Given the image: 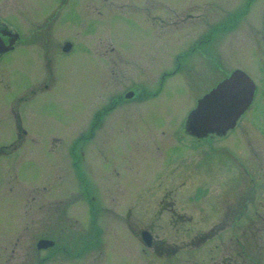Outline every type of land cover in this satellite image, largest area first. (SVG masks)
<instances>
[{
  "label": "rangeland",
  "instance_id": "rangeland-1",
  "mask_svg": "<svg viewBox=\"0 0 264 264\" xmlns=\"http://www.w3.org/2000/svg\"><path fill=\"white\" fill-rule=\"evenodd\" d=\"M233 1L0 0V22L21 39L0 60V264H264V0L245 18L259 23L263 60L252 64L251 25L238 23L213 35L219 60L194 54L168 76ZM236 68L257 87L244 121L258 135L192 146L188 113ZM134 89L158 95L115 108L83 145L94 114ZM41 238L54 249L38 251Z\"/></svg>",
  "mask_w": 264,
  "mask_h": 264
},
{
  "label": "flooded vegetation",
  "instance_id": "flooded-vegetation-1",
  "mask_svg": "<svg viewBox=\"0 0 264 264\" xmlns=\"http://www.w3.org/2000/svg\"><path fill=\"white\" fill-rule=\"evenodd\" d=\"M260 1H262V0H234L233 2L236 3L235 5H237V6L239 5V8L237 10H234L232 12V14L230 13L231 14L230 16L234 17L237 20L236 25L240 24V26H243L244 23L251 25L249 32L244 33L245 34L244 36H245V39H247L249 37L248 41H249V39H251L250 41L253 44L252 47L255 49V57L253 58V60H250L253 65L256 64L257 62H259L260 60H263V58L259 57L260 46H259L258 40H257L258 34H259V23L258 24L254 23L255 25L250 24L249 21H247V19H245V18L249 17V16L252 17L253 14L259 12ZM191 7H193V6L189 5L187 10L181 14H183L186 17H192V10L193 9H191ZM229 20L228 19L224 20L223 24H217L214 26H210V28L207 31H204V33L201 34L199 40L192 43L191 47L185 51L186 54L188 55V54L194 53L196 51L195 57L198 60H201V61L212 60L211 44H212V40H213V34L218 33L221 35H223V34L226 35L230 31V29L232 30V27H230V25H228ZM254 27H255L256 31L252 32L251 29ZM47 32H48L47 30H44V32H42V30L39 29V31H37L35 34V36H36L35 40H33L34 45H36L37 41L40 40V38H41L40 35H42V36L44 35V38H46ZM20 42H21V39H20L19 34L13 30L8 29L4 24H2L0 22V60H2V58L6 54L13 52L19 46ZM254 44H255V46H254ZM257 45H258V48H257ZM185 59L191 60V56H185L184 54H181L175 58L176 69L171 74H169V76H173L177 73L178 67L180 66V60H185ZM119 60H122V59H119ZM217 60H218V58H217ZM236 69L242 70L240 68H236ZM233 70H235V69L228 71L222 79L229 76V74ZM242 71L245 72L244 70H242ZM246 74L249 76L248 73H246ZM216 83L214 84V86L216 85ZM256 90H257V87L255 84L254 97H255ZM127 92H132V94H133V97L131 99H129V101L141 100L140 97L143 96L136 89L127 90L120 95L118 94L115 98L112 99V101L106 107H104L103 109L96 112V114H94L93 118L95 119L97 114L102 113V117H101V120L99 122L100 126L103 124L104 119L107 117L108 114H110V112L112 110L119 107L120 105H123V104L125 105V102H127L126 101L127 99L125 98V95ZM254 97H253V100H252L250 106L239 117V119L236 121L235 125L232 128L228 129L225 133H218L221 131H218V132L215 131V132H211V133H202V132L199 133L198 131H194L192 129H190V130L184 129V135H187L186 138H188L190 140L189 143H191L192 146H198V145H202L203 147L213 146V145L219 146L220 144H222L224 142V140L231 138L230 134L233 131L239 130L241 134L237 135L235 137V139L240 140V141H246L250 145L251 139H255V134L258 135V131L255 129L254 124H252L251 122L249 123L246 120L244 121V118H248V116H249V113H250V110L252 108V104L254 101ZM202 146H200V147H202ZM251 155L255 156L254 149L251 150ZM236 168L239 170V172L238 173L236 172L235 180H233L234 184L232 183L233 185L231 187H233V191L235 190L236 192H239V191H241L240 189L243 188V170H242L241 165L237 162H236ZM239 197H238V200L236 202H234L235 203L234 206L237 207V206L242 205L244 207V203H246V201L249 199V197L247 198V200H243V197L242 198L241 197L239 198ZM227 208H229V207H227ZM44 239H47V238H44Z\"/></svg>",
  "mask_w": 264,
  "mask_h": 264
},
{
  "label": "water",
  "instance_id": "water-1",
  "mask_svg": "<svg viewBox=\"0 0 264 264\" xmlns=\"http://www.w3.org/2000/svg\"><path fill=\"white\" fill-rule=\"evenodd\" d=\"M70 44H65L63 51H68ZM254 85L251 79L241 71H234L210 92L198 100L195 109L188 118V126L198 132H225L232 127L239 116L251 103ZM129 97V95L127 96ZM142 240L151 244V235L143 231ZM53 246V242L40 240L37 249Z\"/></svg>",
  "mask_w": 264,
  "mask_h": 264
},
{
  "label": "trees",
  "instance_id": "trees-1",
  "mask_svg": "<svg viewBox=\"0 0 264 264\" xmlns=\"http://www.w3.org/2000/svg\"><path fill=\"white\" fill-rule=\"evenodd\" d=\"M101 117H102V113H99V114L96 115V117H95V119H94V121H93V124H92L91 130H90V133H87V134H83V135H81L80 138L78 139L79 141H80V140H84V141H86V140L90 139V138L93 136L95 129H96V128L98 127V125H99V122H100V120H101Z\"/></svg>",
  "mask_w": 264,
  "mask_h": 264
}]
</instances>
